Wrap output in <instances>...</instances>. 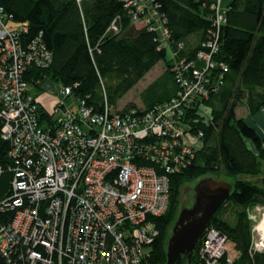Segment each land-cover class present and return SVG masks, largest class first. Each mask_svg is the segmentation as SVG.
<instances>
[{
    "label": "built area",
    "instance_id": "built-area-1",
    "mask_svg": "<svg viewBox=\"0 0 264 264\" xmlns=\"http://www.w3.org/2000/svg\"><path fill=\"white\" fill-rule=\"evenodd\" d=\"M129 4L136 6V24L157 31L168 50V32L155 11ZM213 9L219 29L224 0H216ZM9 23L0 8V136L9 143L0 176L12 174L10 193L0 202V252L9 264H144L158 236L152 218L168 208L170 178L193 163L202 145L203 132L191 131L188 113L211 92L208 73L215 67L216 41L197 53L196 62L173 52L179 89L149 110L122 114L105 104L101 112L84 99L66 105L71 90L62 88L63 99L51 112L25 79L30 65L49 66L51 53L39 37L24 46L17 30L26 28ZM39 106L51 114L52 124L40 125ZM263 216L264 206L249 212L250 251L264 252L258 229ZM226 241L206 227L194 264H221L223 257L231 262Z\"/></svg>",
    "mask_w": 264,
    "mask_h": 264
},
{
    "label": "trees",
    "instance_id": "trees-1",
    "mask_svg": "<svg viewBox=\"0 0 264 264\" xmlns=\"http://www.w3.org/2000/svg\"><path fill=\"white\" fill-rule=\"evenodd\" d=\"M129 1L155 11L180 59L196 62L197 53L208 51L209 42L216 41L218 47L212 58L215 67L208 73L209 97L188 113L191 131L203 132L202 145L193 163L170 178L168 208L152 218L158 236L144 264H166L168 230L176 219L183 184L222 173L235 178L233 189L207 227L224 235L227 250L231 245L238 256L231 262L223 257L221 264H264V252L250 251L249 217L252 208L264 206V177L259 184L239 179L262 174L264 139L236 113L241 104L251 115L264 108V0H229L219 29L214 23L216 0H0V8L12 24L26 28L17 30L24 46L39 37L51 53L49 66L30 65L26 70L25 79L36 96L50 80L70 88L73 99H84L96 111L102 112L107 104L123 114L132 108L149 110L179 89L161 35L149 25L136 24V6ZM159 62H164L165 71L142 92L143 107L127 104L118 109L117 103ZM199 104L204 108L198 109ZM37 116L40 125L53 123L42 106ZM8 149L0 136V164L8 162ZM11 179V172L0 176V202L10 193ZM176 264H188L186 255Z\"/></svg>",
    "mask_w": 264,
    "mask_h": 264
},
{
    "label": "water",
    "instance_id": "water-1",
    "mask_svg": "<svg viewBox=\"0 0 264 264\" xmlns=\"http://www.w3.org/2000/svg\"><path fill=\"white\" fill-rule=\"evenodd\" d=\"M233 186L211 178L201 179L195 187L192 208L180 211L167 242L166 264H176L184 255L192 263L199 242L214 214L228 200ZM0 264H9L0 252Z\"/></svg>",
    "mask_w": 264,
    "mask_h": 264
},
{
    "label": "rangeland",
    "instance_id": "rangeland-1",
    "mask_svg": "<svg viewBox=\"0 0 264 264\" xmlns=\"http://www.w3.org/2000/svg\"><path fill=\"white\" fill-rule=\"evenodd\" d=\"M14 24L9 23V26H13ZM17 26V25H15ZM173 52L171 51V48H168V55L170 56V59H172L173 56ZM175 58V57H174ZM165 71V65L164 62H159L158 64H156L154 66V68L152 70H150L145 77L138 82V84L132 89L130 90L118 103H117V108L118 109H122L124 108L127 104H134L135 106L138 107H143L142 104V92L144 91V89L151 83L153 82L157 77H159L163 72ZM62 87L60 86L59 83L57 82H53V81H46L44 84V91L42 93H40V97H41V102L43 103V105L51 112L54 111V109L57 106V103L60 102L63 99V95H62ZM38 95V96H39ZM37 96V97H38ZM72 97H68L66 99V105H70L71 101H72ZM238 116L242 117V118H246L248 113L246 111V108H243L241 106L238 107ZM61 115V112H56L54 113L55 117H59ZM191 140L192 142H194L196 145L200 144L199 139H197L195 136H191ZM264 177V165H263V173L259 176H240L239 179H246L249 180L251 182L257 183L259 182V179ZM205 178H211L214 179L216 181L219 182H226V183H230L232 184L235 180V178L232 177H227L225 176L223 173L216 175V174H206L204 176H201L195 180H191V181H187L183 184V186L181 187L180 190V196H179V202L177 205V215H176V219L180 213L181 210L186 209V208H192L194 202H195V187L197 186V184L199 183V181L201 179H205ZM261 213L260 212H255L256 214V218L258 220L261 219ZM263 219V218H262ZM175 221L171 224L169 230H168V240L172 234V228L173 225L175 223ZM261 223V221H260ZM259 223V224H260ZM256 224V223H255ZM254 224V225H255ZM259 226V225H258ZM167 240V241H168ZM228 255L230 256V258L235 259L238 255L236 253H233V248L231 245H229L228 248Z\"/></svg>",
    "mask_w": 264,
    "mask_h": 264
},
{
    "label": "crops",
    "instance_id": "crops-1",
    "mask_svg": "<svg viewBox=\"0 0 264 264\" xmlns=\"http://www.w3.org/2000/svg\"><path fill=\"white\" fill-rule=\"evenodd\" d=\"M227 3H229V0H224V5L226 6ZM45 84V83H44ZM43 90H44V85H43ZM38 99H41L40 95L38 96ZM243 108H246L243 104L239 105ZM238 106V107H239ZM238 107L236 109V113H238ZM246 111L248 113L247 117L244 118L246 120V122H248L251 126H253L258 135L264 139V108H262L257 114L255 115H251L247 108ZM238 115V114H237ZM240 117V116H239ZM263 173V172H262ZM261 182V178L259 179V182H257V184H259Z\"/></svg>",
    "mask_w": 264,
    "mask_h": 264
},
{
    "label": "bare ground",
    "instance_id": "bare-ground-1",
    "mask_svg": "<svg viewBox=\"0 0 264 264\" xmlns=\"http://www.w3.org/2000/svg\"><path fill=\"white\" fill-rule=\"evenodd\" d=\"M258 229L261 232V234L264 236V216L263 219L261 220V223L258 226Z\"/></svg>",
    "mask_w": 264,
    "mask_h": 264
}]
</instances>
